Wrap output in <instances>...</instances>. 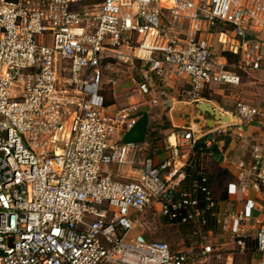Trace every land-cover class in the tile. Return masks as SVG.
<instances>
[{
    "label": "built area",
    "instance_id": "2783aa9c",
    "mask_svg": "<svg viewBox=\"0 0 264 264\" xmlns=\"http://www.w3.org/2000/svg\"><path fill=\"white\" fill-rule=\"evenodd\" d=\"M216 43L236 61L216 55ZM124 55L142 62L140 94L154 80H182L198 102L262 67L264 0H0V264H192L190 247L136 229L159 218L193 223L200 255L211 252L201 239L213 233L209 218L219 222L217 202L193 153L202 137L217 146L214 132L264 126L263 105L238 101L236 122L212 132L175 127L167 157H145L133 176L140 143L122 137L137 110H112L101 93L104 69ZM233 164L227 191L246 196V212L256 206L248 192L264 183V145ZM227 217L237 232L245 213ZM255 245L264 252V224Z\"/></svg>",
    "mask_w": 264,
    "mask_h": 264
},
{
    "label": "rangeland",
    "instance_id": "374dc122",
    "mask_svg": "<svg viewBox=\"0 0 264 264\" xmlns=\"http://www.w3.org/2000/svg\"><path fill=\"white\" fill-rule=\"evenodd\" d=\"M214 51L216 55H219L218 46H215ZM124 52L127 55L129 54L126 49H124ZM127 55H124L125 57L123 58H116L110 67L104 69L102 89L104 90L105 99L113 102L112 108L121 109L134 106L138 114L146 113L147 127L150 128L151 132H155L154 140L156 141L155 145L159 153L153 155L155 154L154 149L151 148L152 145L148 140L141 142L136 159L137 167L131 170V174L135 176L140 169V162L148 153L150 154V151H153V157L163 156V152L167 151V136L175 127L181 124L189 125L188 122L192 119V112L198 115V108H196V104L198 103L193 104L191 97L183 91L179 95L177 91L169 94L167 87L172 85L171 83L173 82L163 83L159 80H154L150 87V93L148 95L140 94L136 88L135 81L142 68V62H138L133 58H127ZM242 74L243 79L240 85L236 87L211 85L205 93L206 97L199 98H201V101L210 102L212 108L217 109L218 116L222 114V110L235 112L238 101H264V67L257 72L250 73L247 71ZM175 83L185 84L182 80L179 83L175 80ZM243 97L247 98V101ZM175 98L182 100L180 103L171 105L172 108H170V105H166L170 104L172 100L175 101ZM260 103L264 105L263 102ZM203 114L202 116L200 113L202 118L201 116L197 117L195 121L202 125V129H205L206 123L203 118L212 119V116L209 113ZM166 121L170 123V127L164 129L163 127ZM234 139L240 140L237 137ZM200 157V164L203 166L210 164L209 156L203 154ZM216 158L218 159V156ZM219 192L220 190H215L217 195H219ZM142 225L140 227L137 224L136 229L146 230L150 238L165 240L175 249L190 247L192 264H222L227 253L226 247H222V244L228 241L227 238L229 236L223 234L221 230H215L213 233L207 234L205 238L201 239L204 243L209 244L212 250L208 254L200 255V249L198 247L200 239L198 240L197 236L192 234L189 226L180 227L179 225L166 223L161 218L155 219L154 221L149 219L145 224L142 222ZM249 252H254L253 243L249 247Z\"/></svg>",
    "mask_w": 264,
    "mask_h": 264
},
{
    "label": "crops",
    "instance_id": "0c3cea01",
    "mask_svg": "<svg viewBox=\"0 0 264 264\" xmlns=\"http://www.w3.org/2000/svg\"><path fill=\"white\" fill-rule=\"evenodd\" d=\"M216 46H218V48H219L218 53H220L222 55V57H225L223 55V52H220V50H221L220 45L218 43H216ZM262 67H264V65H262ZM262 67L260 69H262ZM260 69H258L256 71H251L250 73L257 72ZM242 79H243V74H242ZM242 79H241V82H242ZM179 82H181V80L178 81V83ZM171 84L172 85L167 87V90L171 89V88L175 89V87H179V88H181L180 91H183V89H182V86H184L183 84H177L175 82L171 83ZM231 87H236V86H231ZM244 93H246V92H244ZM243 98L246 99V101H247V98H245V97H243ZM181 100L175 98V101L172 100V102L170 104H167V105H170V108H172V106L175 103H180ZM199 101H201V100H199ZM242 101L245 102L244 100H242ZM260 102H263V104H264V101H259V102L248 101L246 103L261 104ZM195 103L196 102H194L193 104H195ZM211 106H212V104H211ZM112 107H113L112 104L109 105L110 109H112V110L116 109V108H112ZM263 108H264V105H263ZM215 110H217V109H215ZM200 113L202 114V116L204 115L203 112H201L199 109H198V113H197L198 115H195L192 112V114H193L191 117L192 119L188 122V124L192 125L195 129L199 130L202 133H208V132L214 131V128L217 126V124H219L221 122L220 119L222 116L227 117V120L223 119L226 122H228V121L230 123L236 122V118L233 115L235 112L222 110V114H220L218 116V118L214 124L213 123L210 124L208 122V120L210 118H203L204 122L206 123V125H205L206 128L202 129V127H201L202 125L199 124V122L195 121V119L197 117L201 116ZM205 113H208V112H205ZM137 115H138V117H140L142 115V113L138 114V111H137ZM202 116H201V118H202ZM211 116H212V119H214V116L213 115H211ZM228 117H230V120ZM183 125L184 124H181L179 126H183ZM214 136L217 140V146L216 147L219 151V154L215 155L214 151L212 149L209 150L211 152L208 151L209 155L207 153L206 154L203 153V154L205 156H209L210 163H216L217 166L225 168L226 170L229 171V173L231 175V178L227 182L226 188H225L226 199L218 200V202H217V211H218V219H219V222L217 223V230H221L223 232V234H226L229 236V238H227L228 241L224 242L222 244L223 245L222 247H226V249H227L226 255L233 254V263L234 264H238V263H240V264H259L260 262L264 261V252L259 253L258 251H256V248H255L254 252L250 253L248 251L250 246L247 245V242L250 241V245H251V243H253V246L255 245V234H256L258 228L264 224V183L261 186L260 192H254L252 190H250L248 192L247 197L253 198L256 202V206L251 210H247L246 212L244 209V201H245L246 196L242 195L240 193H236V194L230 193L229 194L227 191V185H228V183L233 181L235 178L236 168H235L233 162L236 160H244L246 162H249L251 160L253 146L256 144H263L264 145V126L261 124L251 123V124L243 126V128L241 130L234 128L228 132H219V133L214 132ZM235 137L240 138V140H235L234 139ZM202 138L205 139V137H202ZM226 139H228L229 142L226 146H224ZM139 143H141V142L139 141ZM167 155H168V153L166 151V152H163V156L161 155L159 157H153V158L155 160H161V159H164L165 157H167ZM216 156H218V159L216 158ZM227 162H230V163H227ZM208 166L209 165H205L204 167L207 168ZM232 212L236 213V214L242 213V212L245 213V218L242 221H240L238 226H236L237 232L232 231L233 222H232V220H230L227 217ZM146 236L149 237L148 232L146 233ZM237 236L241 237L245 241L246 245L248 246V248H246L247 252L245 251V249L240 251V249L236 246L235 240H236Z\"/></svg>",
    "mask_w": 264,
    "mask_h": 264
},
{
    "label": "trees",
    "instance_id": "16d2710c",
    "mask_svg": "<svg viewBox=\"0 0 264 264\" xmlns=\"http://www.w3.org/2000/svg\"><path fill=\"white\" fill-rule=\"evenodd\" d=\"M217 29H224V28L221 25H219V26H217ZM223 55L226 57L228 62H233V61H236V59H237L235 55H233L231 53H228V52H223ZM137 79L138 80L140 79V75H138ZM185 88H187V85L182 86L183 90ZM180 89L181 88H179V87H175V89L171 88V89H168L167 91H168L169 94L170 93L172 94L175 91H177L178 95H179V93L182 92V91H180ZM206 91H207V89L205 91L201 92L200 97H206L205 96L206 95L205 94ZM101 93L104 95V90L103 89H102ZM104 99H105V95H104ZM104 103H105L106 106H109V105L113 104V102H110V101H108L106 99L104 100ZM169 127H170V123L168 121H166V124H165V126L163 128L166 129V128H169ZM154 135H155V132H151L150 128L146 127L145 134H144V139L141 140L140 142H146V140H148L151 143V145H152L151 148L154 149L153 151L155 153V154H153V151H150V154L148 153V155L146 157H153V155H156V154L159 153V151L156 149V145H155L156 141L154 140ZM202 141H203V138H201L200 141L197 144L198 146L202 147V150H203L202 153H201V150L198 149V146L196 147V149H195V151L193 153L194 154L193 155L194 168L199 167V165H200V155H203V153L206 154L207 153L206 151H209V150H207L206 148L203 147ZM228 142H229V140L226 139L224 146H226L228 144ZM212 150L214 151L215 155L219 154V151H218L216 145H213ZM205 170L207 172L206 185H208V187L211 189V194H212L213 200L215 202H218V200L226 199L225 188H226L227 182L231 178V175H230L229 171L226 170L225 168L217 166L216 163H210L209 166L207 168H205ZM200 178L201 177L199 175H196L195 173H193L192 179H195L198 182H200L201 181ZM215 190H220L219 195H217L215 193ZM203 203L204 202L201 200V205ZM175 225H179L180 227L189 226L191 228L192 234L196 235V234L193 233V227H194L193 223H175ZM206 229H210L212 231L217 230V223H216L214 218H209V222H208L205 230ZM196 236H197V239L199 240L200 236L199 235H196ZM247 245L250 246V241L247 242ZM247 245L245 247V251L246 252H247L246 248H248ZM255 248H256V245H254V250H255Z\"/></svg>",
    "mask_w": 264,
    "mask_h": 264
},
{
    "label": "water",
    "instance_id": "95a60500",
    "mask_svg": "<svg viewBox=\"0 0 264 264\" xmlns=\"http://www.w3.org/2000/svg\"><path fill=\"white\" fill-rule=\"evenodd\" d=\"M197 108L205 113L208 112L214 116V119H209V123H215L218 118V111L213 109L210 102L207 101H198ZM226 116L221 117V121L225 119ZM216 118V119H215ZM147 127V114L142 113L135 125H133L122 137V142H139L144 139L145 129Z\"/></svg>",
    "mask_w": 264,
    "mask_h": 264
},
{
    "label": "bare ground",
    "instance_id": "6f19581e",
    "mask_svg": "<svg viewBox=\"0 0 264 264\" xmlns=\"http://www.w3.org/2000/svg\"><path fill=\"white\" fill-rule=\"evenodd\" d=\"M229 118V120H230V117H228ZM225 120H227V118H225Z\"/></svg>",
    "mask_w": 264,
    "mask_h": 264
}]
</instances>
